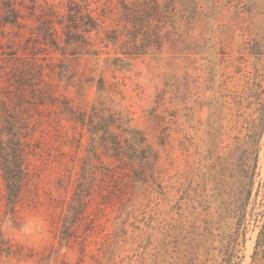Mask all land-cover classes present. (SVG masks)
Returning <instances> with one entry per match:
<instances>
[{"label": "rangeland", "instance_id": "rangeland-1", "mask_svg": "<svg viewBox=\"0 0 264 264\" xmlns=\"http://www.w3.org/2000/svg\"><path fill=\"white\" fill-rule=\"evenodd\" d=\"M74 1L97 18L82 53L44 44L38 30L40 14L58 20L70 0H17L23 24L0 27V115L11 50L42 72L31 80L44 97L24 105L14 215L0 169V264H264V0ZM100 76L101 114L123 111L147 151L128 148L117 121L123 153L102 133L88 152L80 116ZM89 156L92 193L72 222Z\"/></svg>", "mask_w": 264, "mask_h": 264}, {"label": "trees", "instance_id": "trees-1", "mask_svg": "<svg viewBox=\"0 0 264 264\" xmlns=\"http://www.w3.org/2000/svg\"><path fill=\"white\" fill-rule=\"evenodd\" d=\"M36 5L37 0H30ZM23 3V1H21ZM0 27H4L8 24L22 25V19L25 18V14L21 12V9L17 7V0H0ZM55 14H43L39 15L38 20L40 24L38 30L42 36L43 43L57 49H61L67 53V47L74 45L72 51L68 54L76 55L82 53L80 51L87 49L89 44L87 34L96 29L97 18H95L91 12H86L84 8L76 1L70 0L68 9L65 15L60 19L55 20ZM60 25L64 33L63 46L59 41L58 28L56 25ZM16 51V52H15ZM7 83L3 86L7 92L5 98L2 100V109L0 115V169L3 172V177L6 186V199L8 212L14 215L15 207L21 195V192L26 184L27 166H26V152H25V140L30 134L31 117L29 110L24 108L27 103L32 106H38L43 102L44 97H36V84L32 82V78L36 75L41 77L42 72L35 70L34 65L27 64L24 61L20 63L22 56H20L17 50H11L7 52ZM61 66V65H60ZM64 67V64H63ZM62 69V66H61ZM106 82L102 76L97 80V98L92 106V113L87 115L81 113L80 120L86 124L89 132L92 134L91 143L88 152L96 154V144H98V133H102L101 140L102 146L105 149H113L116 155H120L125 150L123 141H121L115 135H111L112 123L119 122L118 128L121 127L125 132H128L131 137L126 138L124 142L128 148L131 147V142L138 147H142L143 151H147L143 144L145 138L141 132L136 131L130 127V118L123 115V111L117 112V121L112 120L114 114L105 116L101 114L102 110H106V100L109 96L106 92ZM30 95H29V94ZM100 112V113H99ZM110 136L108 139L107 137ZM113 136V137H111ZM109 139L111 142H109ZM133 146V145H132ZM89 158L85 160L80 181L76 186V190L73 196V203L70 206L69 211H74L72 222H75L77 215L87 207L90 195L92 193V181L89 175ZM68 218V217H67ZM66 223L69 220H65ZM71 222V221H70ZM65 230L68 227L64 226ZM264 235V229L259 235V242Z\"/></svg>", "mask_w": 264, "mask_h": 264}]
</instances>
